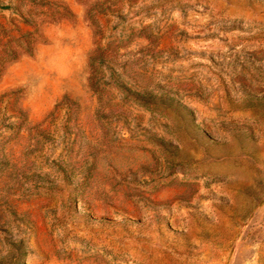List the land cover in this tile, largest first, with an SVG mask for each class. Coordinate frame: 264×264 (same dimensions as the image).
<instances>
[{"label": "rangeland", "instance_id": "rangeland-1", "mask_svg": "<svg viewBox=\"0 0 264 264\" xmlns=\"http://www.w3.org/2000/svg\"><path fill=\"white\" fill-rule=\"evenodd\" d=\"M0 264H264V0H0Z\"/></svg>", "mask_w": 264, "mask_h": 264}]
</instances>
